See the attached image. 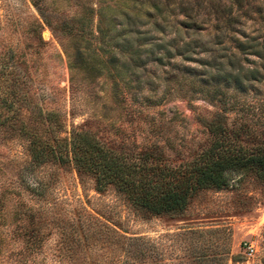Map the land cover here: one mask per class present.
I'll return each mask as SVG.
<instances>
[{
	"label": "trees",
	"instance_id": "1",
	"mask_svg": "<svg viewBox=\"0 0 264 264\" xmlns=\"http://www.w3.org/2000/svg\"><path fill=\"white\" fill-rule=\"evenodd\" d=\"M97 1H80V15L62 23L73 38L69 65L90 80L105 73L113 102L133 111L170 94L216 103L219 109L205 121L208 139L190 157L172 162L155 146H113L84 128L66 130L51 108L38 110L29 128L20 125L29 161L39 167L70 164L78 176L89 175L96 190L111 185L151 215L177 214L198 189L225 187L245 173L264 183V124L252 128L244 117L245 95L264 89V0ZM9 103L0 111V128L13 133L19 106L9 110ZM229 110L240 115L232 119ZM36 178L28 189L41 195L49 176ZM8 191H0V217L7 212ZM12 213L20 241L14 264H35L50 231L57 234L54 255L68 264H164L161 241L126 233L85 208L47 215L19 200ZM201 233L187 227L171 236L180 245L190 241L193 259L201 262L206 246L192 238Z\"/></svg>",
	"mask_w": 264,
	"mask_h": 264
},
{
	"label": "rangeland",
	"instance_id": "2",
	"mask_svg": "<svg viewBox=\"0 0 264 264\" xmlns=\"http://www.w3.org/2000/svg\"><path fill=\"white\" fill-rule=\"evenodd\" d=\"M80 1L0 0V111L10 98L14 103H9V110L19 106L15 115L18 131L0 128V191L9 188L5 192L7 212L0 217V264L15 263L20 241L12 209L19 200L39 206L47 215L74 214L82 207L108 218L126 233L161 241L164 264H264V183L251 173L225 187L198 189L177 214L151 215L134 208L111 185L96 190L91 177L78 176L70 164L39 167L29 161L24 149L26 133L20 125L29 128L36 123L38 110L57 109L66 130L84 128L113 146H155L168 160L177 162L207 141L205 121L219 109L200 96L176 94L139 112L113 102L105 73L90 80L69 65L73 38L64 32L62 23L70 21L71 15H80ZM89 21L94 30L95 12ZM4 95L7 99L2 102ZM245 97L244 117L250 127L258 129L264 124V89ZM228 113L232 119L240 115L233 110ZM36 176L44 180L49 176L41 195L28 189L36 186ZM187 227L202 230L200 236L192 237L193 242L203 241L206 246L201 262L193 259L190 241L180 245L171 236ZM56 237L54 231L47 234L35 264L69 263L54 255ZM248 240L255 245L250 253L245 251Z\"/></svg>",
	"mask_w": 264,
	"mask_h": 264
},
{
	"label": "built area",
	"instance_id": "3",
	"mask_svg": "<svg viewBox=\"0 0 264 264\" xmlns=\"http://www.w3.org/2000/svg\"><path fill=\"white\" fill-rule=\"evenodd\" d=\"M254 248H255V245H254L252 240H248L245 242V251L247 253L252 252L254 250Z\"/></svg>",
	"mask_w": 264,
	"mask_h": 264
}]
</instances>
